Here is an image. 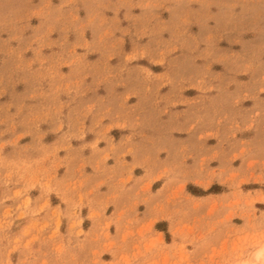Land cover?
<instances>
[{"label": "rangeland", "instance_id": "374dc122", "mask_svg": "<svg viewBox=\"0 0 264 264\" xmlns=\"http://www.w3.org/2000/svg\"><path fill=\"white\" fill-rule=\"evenodd\" d=\"M124 138L144 179L108 180V208L107 185L91 210L62 202L72 151ZM263 249L264 0H0V264Z\"/></svg>", "mask_w": 264, "mask_h": 264}, {"label": "crops", "instance_id": "0c3cea01", "mask_svg": "<svg viewBox=\"0 0 264 264\" xmlns=\"http://www.w3.org/2000/svg\"><path fill=\"white\" fill-rule=\"evenodd\" d=\"M116 123V121L114 122ZM117 127L116 125H112L109 129ZM125 138L119 142L117 141H109L107 146L98 145V147H94L93 143L89 145L91 150V154L86 148L83 147L79 149H75L72 151V155L74 157V164L72 168H69V172L67 173V178L63 179V181L67 180L68 177L70 180H73L79 176L77 182H73L70 184V188L66 189L65 186L62 187L61 183H58L57 188H55L54 192L60 197L61 201L66 205H76L80 200H82V206H88L89 210H91L92 200L89 197L96 198V189L101 187L102 185H107L106 191H103V187H101V192L103 191L104 195H99L98 198L112 197L108 200V204L105 208H108L109 205H117V196L115 195L118 189L117 183H108V180L114 181L117 178H125V181L132 182L133 184H139L147 173L142 175H137L136 170L144 167L138 158H128L122 156L124 150H126L127 146L124 144ZM112 143L115 144V148L112 149ZM109 152L112 153L108 155V160L104 159L105 154ZM119 154V156H116ZM89 155V156H88ZM76 156V157H75ZM113 157L114 161L109 158ZM97 164L96 171L92 172L90 168H86L84 174L82 173V164H90L91 162ZM145 168V167H144ZM74 177V179H73ZM158 177H154V183ZM104 180H107L104 183ZM134 186V185H133ZM132 186V187H133ZM128 187V185H125ZM50 195V194H49ZM112 195V196H110ZM50 202V198H48Z\"/></svg>", "mask_w": 264, "mask_h": 264}, {"label": "bare ground", "instance_id": "6f19581e", "mask_svg": "<svg viewBox=\"0 0 264 264\" xmlns=\"http://www.w3.org/2000/svg\"><path fill=\"white\" fill-rule=\"evenodd\" d=\"M263 250H264V249H263ZM263 250H259V251L257 252L256 256H257L258 258H260L261 256H263Z\"/></svg>", "mask_w": 264, "mask_h": 264}, {"label": "trees", "instance_id": "16d2710c", "mask_svg": "<svg viewBox=\"0 0 264 264\" xmlns=\"http://www.w3.org/2000/svg\"><path fill=\"white\" fill-rule=\"evenodd\" d=\"M193 188H194V187H193L192 185L189 186V190H190V191H193Z\"/></svg>", "mask_w": 264, "mask_h": 264}]
</instances>
